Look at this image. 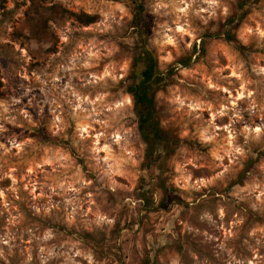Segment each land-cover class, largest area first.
I'll return each instance as SVG.
<instances>
[{
  "label": "clouds",
  "instance_id": "clouds-1",
  "mask_svg": "<svg viewBox=\"0 0 264 264\" xmlns=\"http://www.w3.org/2000/svg\"><path fill=\"white\" fill-rule=\"evenodd\" d=\"M0 264H264V0H0Z\"/></svg>",
  "mask_w": 264,
  "mask_h": 264
},
{
  "label": "trees",
  "instance_id": "trees-1",
  "mask_svg": "<svg viewBox=\"0 0 264 264\" xmlns=\"http://www.w3.org/2000/svg\"><path fill=\"white\" fill-rule=\"evenodd\" d=\"M150 73V68L144 70V86H142L141 90L137 93V102L141 105V115L143 117L141 127H144L145 125L151 126L150 122L153 119L154 105L152 98L149 95V86L147 85Z\"/></svg>",
  "mask_w": 264,
  "mask_h": 264
},
{
  "label": "rangeland",
  "instance_id": "rangeland-1",
  "mask_svg": "<svg viewBox=\"0 0 264 264\" xmlns=\"http://www.w3.org/2000/svg\"><path fill=\"white\" fill-rule=\"evenodd\" d=\"M226 63H227V62H226ZM149 95H150V91H149ZM150 97L152 98V102H153V105H154V112H153V117H154V115H155V113H156L155 98H154V96H151V95H150Z\"/></svg>",
  "mask_w": 264,
  "mask_h": 264
}]
</instances>
